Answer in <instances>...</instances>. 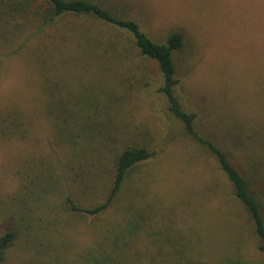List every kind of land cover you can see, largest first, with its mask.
I'll return each mask as SVG.
<instances>
[{"label":"rangeland","instance_id":"rangeland-1","mask_svg":"<svg viewBox=\"0 0 264 264\" xmlns=\"http://www.w3.org/2000/svg\"><path fill=\"white\" fill-rule=\"evenodd\" d=\"M106 1L157 41L175 31L185 36L176 55L182 105L197 114L203 134L232 150L236 166L260 170L264 189V0ZM88 66L60 70L88 84L101 72ZM149 69V87L134 79L122 82L127 89L118 86L130 98L117 117L154 155L132 173L121 204L97 220L59 209L61 197L37 203L35 192L24 190L27 178H60L56 157L64 162L71 151L55 145L39 71L22 55L5 61L0 107L19 105L34 125L26 139L0 140V236L17 233L0 264H264L254 223L232 185L169 110L156 62Z\"/></svg>","mask_w":264,"mask_h":264},{"label":"trees","instance_id":"trees-1","mask_svg":"<svg viewBox=\"0 0 264 264\" xmlns=\"http://www.w3.org/2000/svg\"><path fill=\"white\" fill-rule=\"evenodd\" d=\"M107 4L106 0H0V77L7 59L22 55L31 61L39 71L43 112L53 125L55 145L71 151L64 162L56 157L59 168H64L60 178L55 180L52 173L45 174L41 183L27 178L24 190L35 192L37 203L61 197L59 209L97 220L121 204L123 194L134 185L132 173L154 153L135 129L129 133L126 126L120 127L117 111L130 97L118 86L127 89L122 82L134 79L149 87V61H154L162 73L159 91L169 110L215 159L232 185L234 200L254 223L259 249L264 252L260 170L236 166L232 150L197 128V114L186 110L176 93L180 82L176 55L185 47V36L175 31L157 41L137 20ZM70 64L96 66L101 72L91 73L88 84L81 79L73 83L60 70ZM94 73L105 85L96 84ZM33 125L30 113L19 105L0 107V140L26 139ZM16 239L17 233L10 229L0 236V262Z\"/></svg>","mask_w":264,"mask_h":264}]
</instances>
